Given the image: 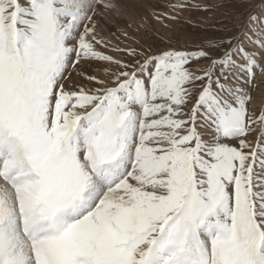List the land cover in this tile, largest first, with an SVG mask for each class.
I'll return each mask as SVG.
<instances>
[{
  "label": "snow or ice",
  "instance_id": "6c2138e0",
  "mask_svg": "<svg viewBox=\"0 0 264 264\" xmlns=\"http://www.w3.org/2000/svg\"><path fill=\"white\" fill-rule=\"evenodd\" d=\"M229 2L188 47L129 34L147 0H0V264H264V0Z\"/></svg>",
  "mask_w": 264,
  "mask_h": 264
},
{
  "label": "rangeland",
  "instance_id": "374dc122",
  "mask_svg": "<svg viewBox=\"0 0 264 264\" xmlns=\"http://www.w3.org/2000/svg\"><path fill=\"white\" fill-rule=\"evenodd\" d=\"M132 3L135 4L137 0ZM202 2L219 4L222 5L217 7L215 11L211 12H185L183 13L181 19L179 21H167L170 25L169 28H164L163 25L157 23L151 16V6H156L158 10L167 11L164 7V0H147L148 5L144 8L137 9L134 14L132 27H127L125 22L121 21L122 27H127V31L129 34L141 41V43L151 44L154 41L159 42V38L157 33L162 34L165 39L171 40L173 43L177 45H185L191 47L193 43H199L203 40L208 39L213 34L216 33V30L222 27L225 23H228L233 19L234 12L243 11V7H238L229 2V0H202ZM141 9L143 11H141ZM138 15V17H137ZM136 16V17H135ZM147 16L148 20L151 23V30L145 31L141 28L137 31V26L140 22V17ZM115 31V30H114ZM117 37L119 38L121 46L127 47H140V44L136 43V39H129L125 41L123 35L120 34L119 31H116V35L112 36L114 42H117ZM256 96L257 102L259 103L262 99H264V83H261L260 90L254 93Z\"/></svg>",
  "mask_w": 264,
  "mask_h": 264
},
{
  "label": "bare ground",
  "instance_id": "6f19581e",
  "mask_svg": "<svg viewBox=\"0 0 264 264\" xmlns=\"http://www.w3.org/2000/svg\"><path fill=\"white\" fill-rule=\"evenodd\" d=\"M135 1H136V0H135ZM149 1H150V0H149ZM133 2H134V0H133ZM135 3H136V2H135ZM146 5H148V4H146ZM148 6H149V5H148ZM139 10H140V9H139ZM136 11H137V10H136ZM136 11H135V12H136ZM141 11H143V10L141 9ZM134 14H135V13H134ZM135 17H136V16H135ZM137 17H138V15H137ZM133 18H134V17H133ZM138 18H139V17H138ZM135 21H136V20L133 21L134 24H135ZM122 22H123V21H122ZM132 25H133V24H132ZM135 25H136V24H135Z\"/></svg>",
  "mask_w": 264,
  "mask_h": 264
}]
</instances>
